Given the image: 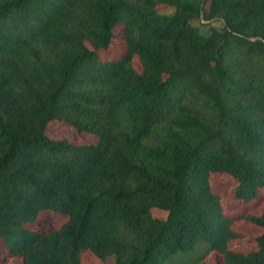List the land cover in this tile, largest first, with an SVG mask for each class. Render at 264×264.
<instances>
[{
  "label": "trees",
  "instance_id": "obj_1",
  "mask_svg": "<svg viewBox=\"0 0 264 264\" xmlns=\"http://www.w3.org/2000/svg\"><path fill=\"white\" fill-rule=\"evenodd\" d=\"M196 20L221 29L202 33ZM116 26L125 51L101 61ZM53 121L97 142L50 139ZM211 174L229 176L242 202L264 191V0H0V243L9 257L203 264L214 253L219 264H264V215H226ZM44 211L66 221L31 229ZM238 220L262 229L247 254L228 247Z\"/></svg>",
  "mask_w": 264,
  "mask_h": 264
},
{
  "label": "rangeland",
  "instance_id": "obj_2",
  "mask_svg": "<svg viewBox=\"0 0 264 264\" xmlns=\"http://www.w3.org/2000/svg\"><path fill=\"white\" fill-rule=\"evenodd\" d=\"M157 11L161 15H168L172 13V8L166 5H158ZM201 22V21H200ZM199 20L194 21V25L200 28L202 33L207 34L210 29L220 30L221 24L217 21L203 22L201 26ZM113 39L110 46L106 50H98L97 55L101 61H109L119 58L125 51V43L122 39V27L116 26L113 29ZM91 49V47L88 45ZM131 66L136 72L141 71V66L137 57H133ZM47 136L50 139H65L70 143L82 146L91 145L97 142V137L88 133H79L69 125H63L58 122H51L47 126ZM209 186L213 192L221 196V206L223 212L228 216H238L247 213L254 216L264 215V191L260 190L257 198L250 202H242L236 200L233 194V185L229 176L225 174H211L209 176ZM153 215L159 219H165L164 212L154 210ZM66 221V217L59 214H53L48 211L39 213L34 225L30 228L33 230H51L59 228ZM233 230L240 236L239 238L229 242L230 250L242 254H247L257 249L255 238L258 237L262 229L247 223L243 220L236 221ZM0 262L5 264H21V260L9 257L0 243ZM220 257L214 253H209L204 259L203 264H219ZM82 264H114L113 258H108L104 262L96 259L91 253L87 252L82 259Z\"/></svg>",
  "mask_w": 264,
  "mask_h": 264
}]
</instances>
